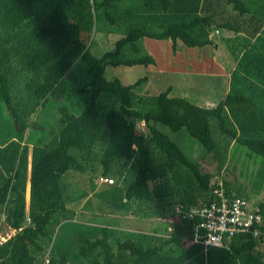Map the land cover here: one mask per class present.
Returning <instances> with one entry per match:
<instances>
[{
	"label": "trees",
	"instance_id": "16d2710c",
	"mask_svg": "<svg viewBox=\"0 0 264 264\" xmlns=\"http://www.w3.org/2000/svg\"><path fill=\"white\" fill-rule=\"evenodd\" d=\"M86 1L0 0V100L11 119L0 131V228L16 230L0 245V264L41 260L45 264H264V252L250 232L231 238L226 247H205L194 241L196 220L184 212L195 206L194 196L200 190L208 196L206 203L211 200V175L201 172L199 163L157 127L161 123L172 131L185 129L207 152L217 146L216 132L227 142L240 143L264 157L262 7L252 9L247 0H139L148 12L171 9L180 19L131 26L110 49L96 56L85 40L90 21ZM121 1L101 0L94 8L116 9ZM122 13V17L132 16L131 10ZM212 27L231 30L241 38L230 48L236 63L229 76L220 65L219 74H213L218 96L208 89L204 93V101L211 95L217 99L214 104L192 101L167 86L151 96V107L138 110L134 88L146 77L132 84L106 77L108 66L154 63L152 56L139 55L142 38L169 39L174 45L179 42L213 55ZM126 49L133 56H121ZM76 61L83 65L87 82L77 90L83 96L80 108L72 111L65 105L72 89L67 73ZM211 75L205 77L209 85ZM197 77L189 78L195 87ZM105 98L111 105L101 109ZM50 99L60 103L57 134L47 131L30 148L24 143L26 130L42 125L31 120L30 114ZM139 120L146 131L137 129ZM99 141L104 145L98 156L101 174L124 179L130 173L126 199L145 203L146 211L155 200L152 182L155 188L179 196L183 211L175 209L165 233H149L145 244L123 231L112 233L101 227L98 234L81 233L70 245H59L54 255V246L49 245L51 227L71 216L62 198L61 179L70 169L83 171L72 151L90 155ZM157 197L163 198L162 193ZM160 200L151 206L155 209ZM258 207L264 212V203ZM160 210L158 215L165 214L164 208Z\"/></svg>",
	"mask_w": 264,
	"mask_h": 264
},
{
	"label": "rangeland",
	"instance_id": "374dc122",
	"mask_svg": "<svg viewBox=\"0 0 264 264\" xmlns=\"http://www.w3.org/2000/svg\"><path fill=\"white\" fill-rule=\"evenodd\" d=\"M99 1L101 0L86 1V13L90 21L86 24L85 40L90 45L91 52L96 56H100L103 50L110 49L114 41L125 34L131 26L167 24L180 19V16L176 15L171 9L168 12L161 13L148 12L139 0H123L117 4V7L115 6L116 9L109 7L95 9L94 3ZM247 4L252 9L262 7V11H264V0H247ZM126 10H131L132 16L125 15L122 17L120 15ZM209 37L213 42L219 43V47H224V44L229 48L240 43L241 39L237 33L227 32L226 29L216 30L213 27ZM139 43L142 47L139 55L148 54L152 56L154 59L153 64L108 66L106 68L108 79L118 78L123 84H132L138 78L146 77L134 88V105L136 109L145 110L151 107V96L164 90L167 86H171V90L177 95L185 96L192 101L206 104L216 103L217 99L212 95L206 101L203 100L206 89L217 95L213 74H219L220 63L215 56L214 58L213 55H206L204 50L200 52L199 49L194 50V48L184 47L179 42L174 45L169 39L142 38ZM218 50L213 49L214 54H216V51L218 53ZM122 53L121 56L124 57L133 56L132 51L128 49L123 50ZM229 59L231 60V57ZM209 72L212 74L210 85L207 83L208 80L205 79ZM192 75L198 76L196 87L192 81H189ZM67 77L72 89L70 98H67L65 105L70 106L72 111H77L83 98L77 90L87 82V74L80 61H76L69 69ZM59 105L58 101L50 99L46 105H41L35 112L30 114L31 120L42 123L39 128H28L26 130L24 143L28 144L30 148L34 140L40 138L47 131L51 135L57 134V119L59 117L57 109ZM110 105L111 101L107 98L101 99V109ZM10 124L11 119L0 100L1 133ZM212 126L215 128L214 123ZM136 127L139 130L146 131L143 122L140 120L136 123ZM157 127L174 140L187 157L199 163L201 172L211 175L209 179L210 189L218 181L237 183L239 188L248 195L249 209L260 202V196L264 195V157L251 152L240 143L233 142L231 145L229 140L227 142L224 137L216 132H214V137L217 146L212 152H207L194 138L187 134L185 129L172 131L161 123H157ZM0 136L2 135L0 134ZM103 146L102 141L97 142L94 151L90 155H86L82 151H72L82 165L83 171L70 169L61 179L62 198L65 207L71 211L67 213V216H71L62 219L51 227L49 245L54 246V255L58 253L57 247L59 245H70L74 238L81 233L98 234L101 227L109 228L112 233L123 231L130 238L136 241L142 240L141 242L144 241L145 244L147 243L145 241L146 236L149 233L165 232L171 220L170 215L176 207L183 210L181 204L178 203L179 196L174 193L167 194L165 188H155L152 182L149 183L152 198L155 199L154 201L162 199L160 203L158 202L159 204L155 205V209L151 206L154 201L150 202L149 209L144 211L145 203L142 205L138 201L133 202L126 199L124 190L130 181V173L126 174L124 179L113 174L102 175V167L98 156ZM105 178H111L114 182L107 184L103 180ZM245 187L247 188L246 191ZM260 188L261 191H259ZM157 193H162L163 198L157 197ZM205 197L208 196L201 190L198 191L195 194L196 205L205 203ZM139 204L142 206H139ZM161 208H164L165 214L158 215L156 212L161 211ZM144 212L155 214L147 216ZM15 231V229L5 230L0 228V245ZM263 240L264 237L258 239L257 248L264 252ZM40 258H42V254ZM37 264L45 263H42L41 260Z\"/></svg>",
	"mask_w": 264,
	"mask_h": 264
},
{
	"label": "built area",
	"instance_id": "2783aa9c",
	"mask_svg": "<svg viewBox=\"0 0 264 264\" xmlns=\"http://www.w3.org/2000/svg\"><path fill=\"white\" fill-rule=\"evenodd\" d=\"M107 184L111 178L103 179ZM212 198L208 203L190 207L184 212L187 218L195 219L193 228L195 242L205 247H226L231 238L250 232L253 237H264V212L258 206L248 208L249 202L243 197L226 190L223 181L211 188ZM182 213V208H176Z\"/></svg>",
	"mask_w": 264,
	"mask_h": 264
},
{
	"label": "crops",
	"instance_id": "0c3cea01",
	"mask_svg": "<svg viewBox=\"0 0 264 264\" xmlns=\"http://www.w3.org/2000/svg\"><path fill=\"white\" fill-rule=\"evenodd\" d=\"M221 31L224 30V29H220ZM227 32H231V33H234L233 31L231 30H226ZM236 34V33H235ZM228 42L226 41V44ZM224 47H219V43H215L214 42V48L215 50H218L220 49L221 51L218 50V53L216 51V54H214L213 52V57L215 56L216 59L219 61V65L227 72V75L229 76V73L233 70V68L235 67V57L233 56V54L230 52V48L226 45L223 44ZM231 57V60L229 59ZM214 57V58H215ZM203 100H205V97L203 98ZM234 142V141H233ZM233 142L231 141L230 144L232 145ZM230 145V146H231ZM264 164V163H263ZM227 182V185H226V188L229 190V192L231 193H234V194H240L241 196L248 198V195L246 194V192L242 191L238 184L237 183H232V182H229V181H225ZM28 190V189H27ZM247 190V188L245 187V191ZM261 191V188L260 190ZM28 194V193H27ZM194 199H195V196H194ZM196 200V199H195ZM260 203H264V195H261L260 196V202L255 205V206H259ZM193 205H196V204H193ZM168 228V227H167ZM171 230V228H170ZM169 230V231H170ZM157 235H162L163 233H159V232H155ZM165 233V232H164Z\"/></svg>",
	"mask_w": 264,
	"mask_h": 264
}]
</instances>
